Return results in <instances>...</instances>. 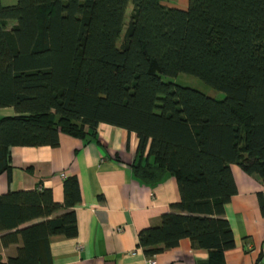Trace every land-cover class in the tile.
<instances>
[{
    "label": "trees",
    "instance_id": "1",
    "mask_svg": "<svg viewBox=\"0 0 264 264\" xmlns=\"http://www.w3.org/2000/svg\"><path fill=\"white\" fill-rule=\"evenodd\" d=\"M182 72L225 98L164 80ZM0 108L14 110L0 117V174L14 146L94 137L101 123L136 132L135 176L154 186L170 174L181 195L139 233L140 246L153 255L190 238L209 249V264H225L235 245L225 216L238 191L232 165L264 184V0H188L185 9L162 0H0ZM63 188L62 203L46 188L0 195V245L21 243L0 264H50V237L77 235V177ZM259 201L264 215L262 193Z\"/></svg>",
    "mask_w": 264,
    "mask_h": 264
},
{
    "label": "crops",
    "instance_id": "2",
    "mask_svg": "<svg viewBox=\"0 0 264 264\" xmlns=\"http://www.w3.org/2000/svg\"><path fill=\"white\" fill-rule=\"evenodd\" d=\"M1 1L4 5L17 2ZM12 114V108H0V117ZM138 145L136 132L101 123L94 137L60 133L57 146L10 149L11 169L0 174V195L46 188L62 203L61 174L78 179L81 201L74 207L78 233L75 237H50V264H147L149 257L159 264H209V249L196 246L190 238L153 255L140 246L139 233L159 225L162 215L172 211L171 205L179 202L181 195L176 178L170 174L154 186L135 176ZM145 162L146 156L142 158ZM232 172L238 191L226 204L225 216L235 245L225 251V264H264V215L259 201L260 193L264 197L263 181L236 164ZM20 245H0L1 260L16 255Z\"/></svg>",
    "mask_w": 264,
    "mask_h": 264
},
{
    "label": "rangeland",
    "instance_id": "3",
    "mask_svg": "<svg viewBox=\"0 0 264 264\" xmlns=\"http://www.w3.org/2000/svg\"><path fill=\"white\" fill-rule=\"evenodd\" d=\"M162 2H163V4H165L167 6H176V7H182V8L188 6V0H162ZM132 6H133V4L130 3V5L127 9L126 27L128 25V22H129V17L131 14ZM124 33H125V30H124ZM121 39L123 40V36ZM164 80L165 81H172V82L184 85V86H188V87L198 89V90L204 92L205 94H207V95H209L215 99H218V100L224 99L226 96L225 92L213 88L211 85L206 83L200 77L189 74V73H183L182 72L176 76H164Z\"/></svg>",
    "mask_w": 264,
    "mask_h": 264
},
{
    "label": "built area",
    "instance_id": "4",
    "mask_svg": "<svg viewBox=\"0 0 264 264\" xmlns=\"http://www.w3.org/2000/svg\"><path fill=\"white\" fill-rule=\"evenodd\" d=\"M61 176H62V178H66V177H67V175H66L65 172H63V173L61 174ZM120 229H121V228H120ZM147 264H159V263H158V261H157L154 257H149V258L147 259Z\"/></svg>",
    "mask_w": 264,
    "mask_h": 264
}]
</instances>
